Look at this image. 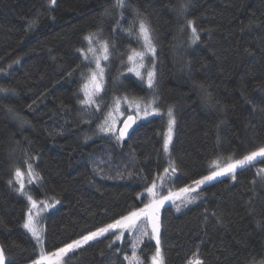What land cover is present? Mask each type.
<instances>
[{"label": "trees", "instance_id": "16d2710c", "mask_svg": "<svg viewBox=\"0 0 264 264\" xmlns=\"http://www.w3.org/2000/svg\"><path fill=\"white\" fill-rule=\"evenodd\" d=\"M182 1L199 40L187 50L186 70L177 75L172 50L183 22ZM33 19L38 22L30 28ZM140 19L150 25L156 47L151 94L133 76L121 78L122 60L140 45L127 29L138 30ZM90 32L107 40L112 53L99 111L79 103L81 74L86 77L89 67L77 49L85 48L83 37ZM0 90H6L0 91V243L7 264H25L38 256L36 242L22 227L28 200L14 180L15 169H25L26 161L42 178L30 187L33 197L55 201L43 216V246L52 252L144 205L139 195L161 168L169 107L175 116L170 156L176 168L169 188L210 174L213 161L225 165L264 146V0H126L123 9L115 0H56L55 5L0 0ZM121 93L158 98L154 107L160 114L139 119L117 143L98 125ZM259 169L264 158L238 170L235 180L225 175L200 186L191 203L176 200L162 207L165 264H188L194 253L203 264L264 261ZM133 239L126 233L113 243L114 236L106 234L69 255L67 264H128L124 256L131 255ZM155 243L145 237L138 245L147 264Z\"/></svg>", "mask_w": 264, "mask_h": 264}, {"label": "snow or ice", "instance_id": "6c2138e0", "mask_svg": "<svg viewBox=\"0 0 264 264\" xmlns=\"http://www.w3.org/2000/svg\"><path fill=\"white\" fill-rule=\"evenodd\" d=\"M50 5H55L56 0H49ZM115 6L119 9H123L126 6V0H115ZM187 4H181V10L186 11ZM122 15V13H121ZM38 21L33 19L29 21V27L31 28ZM188 26L191 28L192 33V42L195 43L199 40V35L197 33V29L193 26V21H188ZM129 36H132L134 33L137 38V42L142 41L143 51H136V49H131L130 54L127 56V61L132 65L128 68V72L134 73L137 78L141 81V83H146L147 88L149 90L154 89L155 87V53L156 47L153 43V38L151 34V28L145 20L140 19L138 21V30L135 25L130 26L127 29ZM83 39L87 42L88 48L85 49H77V51L81 54L84 61L91 62L89 53L92 54V58L94 59L95 69H89L88 75L84 77L82 73V77L84 78V83L81 85L80 91L83 93L84 99L80 100L79 103L84 105L85 107L95 106V110L99 111L101 105L97 104V99L100 97L101 92L104 90V77H105V68L101 65V60L109 61V57L112 54L110 52V46L107 40L100 41V51L101 55L97 56V48L94 47V42L99 40L98 32H90ZM114 48V46H113ZM149 57L153 60L152 66L149 68L145 63V58ZM137 61L139 63L137 64ZM79 68V66H77ZM142 70L146 71V76L142 72ZM75 71V69H74ZM71 75V73H69ZM6 91V90H0ZM208 101L211 102L212 97L209 94L207 97ZM127 106L128 109H132L136 112V116L128 115L127 119L123 120L122 127H117V121L119 117L113 116V112L119 113V116H123L124 113L121 109V102ZM158 98L153 97L147 103H143V98L140 100H129L126 96L116 98L114 97V106L113 108L105 115V119L102 124L98 125L100 133L111 136L115 139L117 143L122 142L126 136L129 135V129L133 127L138 119L141 118L140 113H143V117H148L154 113H158L159 109L154 107L157 103ZM11 110V109H9ZM168 119V129L166 133V137L164 139L163 148L167 153L169 149V143L172 139V129L175 124V119L173 117L172 108L169 107L167 113ZM258 158H264V146L258 148L255 151L250 152L247 155H244L242 159H237L234 162L227 163L224 167H219L217 165L216 171H212L210 175L204 176L201 179H197L192 181L195 185L193 187H185L180 191L182 193L190 194L195 192L201 185H205L207 182H211L215 180L217 177L225 176L230 174L232 179H236L235 173L238 170H243L245 167L251 166L254 162L257 161ZM231 159V158H229ZM215 164L216 162L213 161ZM171 172L175 173L176 168L171 166ZM28 168V176L30 177L29 183L32 180H40L42 179L37 174L34 173L31 164L27 165ZM169 173V168L164 169V174ZM264 173V169H259L257 175H261ZM14 176L16 178V183L19 187L16 189L22 195L26 196L29 207L26 212V218L22 227L30 233L31 238L36 242L37 246H39L40 251L38 258L32 262V264H67V258L71 254H75L78 250H82L85 245H89L90 242L98 241L100 238H106V234H110L114 236V241H120L124 238L125 233L134 234V239L131 243V255H125L124 260L128 262V264H147V261L141 259L138 252V245L143 242L145 237L149 239H155V252L151 255L150 261L151 264H165V259L160 247V223H159V209L167 200H172L173 196L170 193L168 196L163 197L162 199L153 198L149 203L144 204L142 208H132L127 212L126 215L120 216L118 219L113 220L111 223H107L102 227H98L95 231L88 232L86 235L81 236L79 239L71 240L68 243H65L62 247L55 249L52 252H47L44 247V237L42 235L43 229L38 226L40 214L45 211L47 208L52 207L53 205L48 204L46 202H38L31 195H28L27 192L24 191L25 184L21 177L23 173L19 168L15 170ZM147 179V178H145ZM156 179H160L163 183L165 176H157L153 179L151 187L146 189L147 193L155 196ZM255 183V181H253ZM9 184H13L12 180H9ZM196 197L188 196L185 200V203H191L195 200ZM42 205V206H41ZM180 210L179 205L177 206V211ZM112 247V244H109V248ZM120 251V249H117ZM0 264H5V256L3 246H0ZM188 264H203V261L199 258V256L194 253L193 258L189 260Z\"/></svg>", "mask_w": 264, "mask_h": 264}, {"label": "rangeland", "instance_id": "374dc122", "mask_svg": "<svg viewBox=\"0 0 264 264\" xmlns=\"http://www.w3.org/2000/svg\"><path fill=\"white\" fill-rule=\"evenodd\" d=\"M181 4H186L184 1H182L181 2ZM181 4H180V6H181ZM182 11V10H181ZM182 14H181V16H182V19H183V22H182V26H181V28L178 30V32H177V35H176V38H175V40H174V46H173V50H172V54H173V57H174V60H175V68H176V73H177V75H181L185 70H186V65H187V50L191 47V46H193L195 43H193L192 42V33H191V28L188 26V21L190 20L189 18H187V10L186 11H182L181 12ZM193 26H194V24H193ZM197 33H198V35H199V32H198V30H197ZM98 36H99V40L98 41H96V42H94V47H96L97 48V53H96V55L97 56H100L102 53H101V51H100V41H104L103 40V38H101V36L99 35V33H98ZM87 48H88V44H87V42L85 41V51L87 50ZM132 49H136V51H143V46H142V41L140 42V45L138 46V47H136V48H132ZM131 50V49H130ZM130 54V51L126 54V56L124 57V59L122 60V64H121V78L123 77V76H127V75H130V76H133L135 79H137L139 82H141L140 80H139V78H137L136 76H135V74L134 73H130V72H128V68L129 67H131L132 65L127 61V56ZM89 57H90V61L91 62H87L88 63V67H89V69H95V63H94V59L92 58V54L91 53H89ZM139 63V61H137V64ZM144 63L150 68L151 66H152V64H153V60L151 59V58H149V57H146L145 58V61H144ZM101 65L105 68V65H106V61H103V60H101ZM155 65H156V55H155ZM156 70V69H155ZM88 72H89V70H88ZM142 72L144 73V75L146 76V71L145 70H142ZM87 75H88V73H87ZM104 82H105V77H104ZM143 84H145L146 85V83H143ZM146 87H147V85H146ZM148 91H149V93L151 94V93H153V89L152 90H149L148 89ZM127 97L129 100H133V99H136V100H140L141 98H139V97H132V96H129V95H126V94H122L121 93V95H117V96H114V97H116V98H120V97ZM114 97H113V99H112V101H111V103H110V108H109V110L107 111V113L113 108V106H114ZM149 100H148V98H143V103H147ZM99 104V103H98ZM123 113H124V115L123 116H119V113H116V112H113V116H115V117H119L118 118V121H117V127H119V125H120V122H121V120L124 118V116H126V113H134L135 115H136V112L134 111V110H132V109H128L127 108V106L123 103V101L121 102V109H120ZM106 113V114H107ZM167 113H168V111H167ZM167 113H166V122H165V126H164V128H163V130H162V132H161V134H162V148H161V152H160V160H161V168H160V171H158L157 173H156V175H155V178L157 177V176H165V179H164V181H163V183L161 182V180L160 179H156V185H157V187H156V189L154 190L155 191V196L153 197L152 195H150L149 193H147V191L146 190H144L143 192H141L140 193V195H139V197L141 198V197H143L144 199H145V202H144V204H146V203H149L153 198H155V199H157V200H159V199H162L163 197H165V196H168L170 193L172 194V196H173V199L172 200H167V201H165L164 202V204L160 207V209H159V213H158V215H159V223H160V214H161V210H162V207L165 205V204H168V203H172V202H175L176 200H178V201H182V202H185V200H186V198L190 195V196H193V193L194 192H192V193H190V194H187V193H182L180 190L182 189V188H185V187H193V188H195V185L192 183V184H188V185H185V186H183V187H180V188H169V187H167V182H168V179H169V177H171L172 175H174L175 173H172L171 172V167H170V165L171 166H174V164H173V162H172V160H171V156H170V143H171V141H170V143H169V149H168V152L166 153L165 151H164V148H163V144H164V139H165V137H166V133H167V129H168V119H169V117H168V115H167ZM172 113H173V117H174V119H175V116H174V112H173V110H172ZM160 114V112H158V113H154V114H152V115H149V116H153V115H159ZM140 115H141V118L140 119H142V118H146V117H143V113L141 112L140 113ZM148 116V117H149ZM104 117L102 118V123H103V121H104ZM139 120V119H138ZM174 129H175V124L173 125V129H172V137H173V134H174ZM260 148V147H259ZM258 149V148H257ZM256 149V150H257ZM255 151V150H254ZM247 154H249V153H247ZM247 154H245V155H247ZM243 158V156H241V157H238V158H233V159H230V161L228 162V163H231V162H234L235 160H237V159H242ZM28 164H31L30 162H27L26 161V168L25 169H20L21 170V172L23 173V176L21 177V179L23 180V182H24V184H25V189H24V191L25 192H27V194L28 195H31L32 197H33V195L31 194V192H30V187H31V185L32 184H34V183H37L38 182V180H32V182L31 183H29V179H30V177L28 176V168H27V165ZM217 165H219V167H224L225 165H221L220 164V162H216L213 166H214V170L213 171H216V170H218L217 169ZM32 168H33V166H32ZM165 168H169V173L168 174H164V169ZM17 169V168H16ZM15 169V170H16ZM33 170H34V168H33ZM15 173V172H14ZM34 173L36 174V172H35V170H34ZM211 174V173H210ZM210 174H206V175H204V176H207V175H210ZM228 175H230V174H228ZM204 176H202V177H204ZM202 177H200V178H198V179H201ZM217 179V178H216ZM14 180H15V182H16V178H15V176H14ZM208 183V182H207ZM17 184V183H16ZM152 185V184H151ZM151 185L149 186V187H151ZM202 186V185H201ZM19 187V185L17 184V188ZM26 197V196H25ZM27 199V198H26ZM33 199H35L34 197H33ZM36 201H38V202H46V203H48V204H51V205H55V201L54 200H52V199H49V198H43V199H40V200H37V199H35ZM28 205H29V202H28ZM30 206V205H29ZM42 206V205H41ZM144 206V205H143ZM142 206V207H143ZM142 207H140V208H142ZM49 208H47L45 211H43L41 214H40V217H39V224H38V226L40 227V228H42L43 229V231H44V228H45V226H44V222H43V216H44V213L48 210ZM126 215V214H125ZM118 219V218H117ZM113 221V220H112ZM112 221H110V222H107V223H111ZM106 223V224H107ZM105 225V224H104ZM103 226V225H102ZM102 226H99V227H102ZM92 231H95V229L94 230H92ZM91 232V231H90ZM127 233V232H126ZM126 233H125V235H126ZM87 234V233H86ZM86 234H84V235H86ZM42 235H43V232H42ZM83 236V235H82ZM81 237V236H80ZM80 237H78V238H76V239H79ZM125 237V236H124ZM115 239V238H114ZM124 239V238H123ZM122 239V240H123ZM73 240H75V239H73ZM122 240H120V241H122ZM44 247V246H43ZM62 247V246H61ZM37 251H38V255H39V251H40V248H39V246H37ZM38 258V256L35 258V259H33V260H31V261H29V262H27V263H25V264H32V262L34 261V260H36ZM255 264H264V261H262V262H258V263H255Z\"/></svg>", "mask_w": 264, "mask_h": 264}, {"label": "water", "instance_id": "95a60500", "mask_svg": "<svg viewBox=\"0 0 264 264\" xmlns=\"http://www.w3.org/2000/svg\"><path fill=\"white\" fill-rule=\"evenodd\" d=\"M128 115H132V116H134V117L136 116L134 113L127 114V115L124 116V118L121 120L119 127H122V122H123V120L127 119V116H128ZM136 123H137V121H136ZM136 123L133 125V127H132L131 129H129V135L126 136L125 139H127V138L130 136V134L132 133V131H133V129H134ZM0 246H2L1 243H0ZM4 256H5V264H7V257H6L5 252H4Z\"/></svg>", "mask_w": 264, "mask_h": 264}]
</instances>
